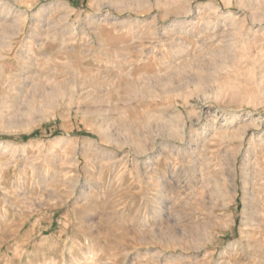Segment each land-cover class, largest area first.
Returning a JSON list of instances; mask_svg holds the SVG:
<instances>
[{"label": "rangeland", "instance_id": "374dc122", "mask_svg": "<svg viewBox=\"0 0 264 264\" xmlns=\"http://www.w3.org/2000/svg\"><path fill=\"white\" fill-rule=\"evenodd\" d=\"M0 264H264V0H0Z\"/></svg>", "mask_w": 264, "mask_h": 264}, {"label": "bare ground", "instance_id": "6f19581e", "mask_svg": "<svg viewBox=\"0 0 264 264\" xmlns=\"http://www.w3.org/2000/svg\"><path fill=\"white\" fill-rule=\"evenodd\" d=\"M188 17V16H187ZM6 23V22H5ZM9 46V45H8ZM247 252V251H246Z\"/></svg>", "mask_w": 264, "mask_h": 264}]
</instances>
